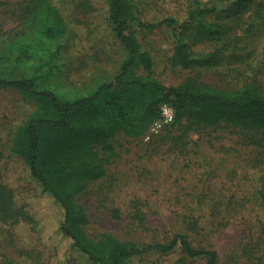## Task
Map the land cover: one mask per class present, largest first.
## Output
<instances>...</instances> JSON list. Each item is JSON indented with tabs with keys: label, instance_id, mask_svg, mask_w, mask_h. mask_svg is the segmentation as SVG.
<instances>
[{
	"label": "rangeland",
	"instance_id": "374dc122",
	"mask_svg": "<svg viewBox=\"0 0 264 264\" xmlns=\"http://www.w3.org/2000/svg\"><path fill=\"white\" fill-rule=\"evenodd\" d=\"M31 0H0V76L21 78L32 73L36 60L20 61L16 35L28 46L27 5ZM63 19L64 33L57 44L51 74L39 89L69 90L86 95L116 74L124 52L110 32L104 0H47ZM138 18L157 23L173 18L181 23L198 7L211 11L205 21L220 26L217 38L188 30L181 42L195 55L219 50L212 67L172 68L176 45L170 29L150 32L131 29L140 49L152 61V74L164 86L191 80L233 90L255 82L264 93V0H251L227 17L233 0H131ZM46 71V68H44ZM34 99L11 89L0 90V264H90L63 239L43 241L42 224L50 236L60 211L37 199L39 189L28 177L23 161L12 154L16 128L34 112ZM259 135L239 128L193 126L184 120L153 137L128 139L117 134V154L105 175L84 184L76 202L88 216L84 227L90 240L103 233L139 246L165 244L183 234L196 249L215 250L218 264H264V146ZM253 143V144H252ZM40 222L33 223L29 216ZM52 224L49 226V224ZM44 231V232H46ZM126 264H205L188 259L176 249L168 254L150 251Z\"/></svg>",
	"mask_w": 264,
	"mask_h": 264
},
{
	"label": "trees",
	"instance_id": "16d2710c",
	"mask_svg": "<svg viewBox=\"0 0 264 264\" xmlns=\"http://www.w3.org/2000/svg\"><path fill=\"white\" fill-rule=\"evenodd\" d=\"M249 1L233 0L224 13L230 17L232 9L236 13ZM104 2L110 32L122 47L124 57L112 80L101 81L88 94L39 89V81L51 74L52 62L58 54V48H52L50 43L57 44L64 33L62 17L47 0H31L27 5L31 40H34L31 46L23 34L16 35V49H9L6 55L9 58L14 51L19 61L28 57L37 62L28 76H0V90L17 91L34 99L37 105L11 139L12 154L23 161L28 177L39 189L37 199L51 202L61 213L55 224V235L53 230L50 236L46 235V223L41 230L36 226V233H44L43 241L58 238L68 241L69 248L86 257L90 264H126L131 258L150 251L168 254L176 249L188 259L203 258L205 264H218L215 250L196 249L183 234H175L165 244L145 246L121 241L109 233L90 240L84 229L88 216L76 202V195L86 182L102 178L106 167L117 157L112 143L114 137L121 134L128 139L142 138L162 104H169L174 111V121L165 129L183 120L193 126L226 125L259 135L254 144L264 146V93L255 82L233 90L197 85L191 80L179 86L164 87L153 76L152 61L141 51L131 26L147 32L160 26L170 29L176 39L170 59L172 68L212 67L221 58L219 50L195 55L180 38L188 30L217 38L220 26L205 21V15L211 11L196 7L181 23L173 18L144 23L131 0ZM28 218L33 223L40 222L36 215Z\"/></svg>",
	"mask_w": 264,
	"mask_h": 264
},
{
	"label": "built area",
	"instance_id": "2783aa9c",
	"mask_svg": "<svg viewBox=\"0 0 264 264\" xmlns=\"http://www.w3.org/2000/svg\"><path fill=\"white\" fill-rule=\"evenodd\" d=\"M174 121V111L169 104H162L156 119L151 123L142 139L149 142L153 137L158 136L166 127Z\"/></svg>",
	"mask_w": 264,
	"mask_h": 264
}]
</instances>
